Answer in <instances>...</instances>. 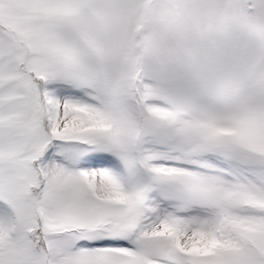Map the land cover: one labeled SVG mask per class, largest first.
<instances>
[{
    "label": "snow or ice",
    "instance_id": "1",
    "mask_svg": "<svg viewBox=\"0 0 264 264\" xmlns=\"http://www.w3.org/2000/svg\"><path fill=\"white\" fill-rule=\"evenodd\" d=\"M0 264H264V0H0Z\"/></svg>",
    "mask_w": 264,
    "mask_h": 264
}]
</instances>
